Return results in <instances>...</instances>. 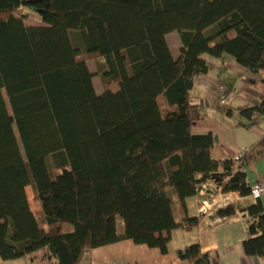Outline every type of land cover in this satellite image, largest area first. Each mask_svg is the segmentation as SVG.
I'll return each instance as SVG.
<instances>
[{
    "label": "trees",
    "instance_id": "obj_1",
    "mask_svg": "<svg viewBox=\"0 0 264 264\" xmlns=\"http://www.w3.org/2000/svg\"><path fill=\"white\" fill-rule=\"evenodd\" d=\"M23 11H37L41 25L26 26ZM203 56L264 71V0H0L3 261L46 249L56 264H82L89 250L127 240L165 254L172 231L198 224L177 223L171 197L185 216V200L209 181L221 194L249 195L242 168L214 158L216 138L190 130ZM94 58L103 61L101 95L87 66ZM253 114H264V101L241 112ZM245 212L243 251L263 259L262 208ZM177 256L209 261L198 245Z\"/></svg>",
    "mask_w": 264,
    "mask_h": 264
},
{
    "label": "crops",
    "instance_id": "obj_2",
    "mask_svg": "<svg viewBox=\"0 0 264 264\" xmlns=\"http://www.w3.org/2000/svg\"><path fill=\"white\" fill-rule=\"evenodd\" d=\"M166 41L174 59L179 57L180 41L176 33L167 35ZM103 64L102 59L96 58ZM207 73L195 77L189 93L191 133L211 134L216 138L214 158L232 159L242 153V171L247 183L252 185L264 181V114H253L249 119L241 115L244 110L259 108L264 101V71L253 74L239 65L234 58L223 56L215 59L203 56ZM97 95L104 87L98 89ZM220 90L222 92H220ZM198 187L196 194L185 200V216L176 200L172 198V211L179 224L184 219H197L198 224L190 229L171 232L165 254L157 248L135 245L132 241H121L112 245L91 249L82 264H195L178 258V251L198 245L200 252L208 257V264H264V258L246 256L243 242L246 240L245 210L260 204L264 214V195L253 200L250 195L238 193L221 194L212 183ZM28 188V187H27ZM29 202L36 213L38 208ZM33 201V197H32ZM39 221L41 219L38 217ZM117 219V231L123 233V223ZM0 264H56L48 250L43 249L27 257L3 261Z\"/></svg>",
    "mask_w": 264,
    "mask_h": 264
},
{
    "label": "rangeland",
    "instance_id": "obj_3",
    "mask_svg": "<svg viewBox=\"0 0 264 264\" xmlns=\"http://www.w3.org/2000/svg\"><path fill=\"white\" fill-rule=\"evenodd\" d=\"M34 12V13H33ZM25 18V25L29 27H36L40 26V19H39V13L37 11H23ZM89 65L91 68V71L95 74V84L98 89H101L105 86L106 81L102 78V68L103 64L98 63L97 59H91L89 60ZM47 167L49 171L51 172V175L54 177L59 173L58 170H56L53 166L52 158L48 157L46 160ZM28 198L31 200V203L33 204L32 197H33V188L30 186L27 188ZM39 212H37V217H40V207H38ZM122 224V221H119Z\"/></svg>",
    "mask_w": 264,
    "mask_h": 264
},
{
    "label": "built area",
    "instance_id": "obj_4",
    "mask_svg": "<svg viewBox=\"0 0 264 264\" xmlns=\"http://www.w3.org/2000/svg\"><path fill=\"white\" fill-rule=\"evenodd\" d=\"M220 92H222L220 90ZM233 161V166L235 169H241L242 168V153H239L237 155H235L232 158ZM208 185V187L210 186V183L212 182H206ZM213 184V183H212ZM206 185H203V188L206 190L208 189ZM249 195L253 200H258L259 198H261L264 195V181L262 180H258L255 183H253L252 185L249 186Z\"/></svg>",
    "mask_w": 264,
    "mask_h": 264
}]
</instances>
